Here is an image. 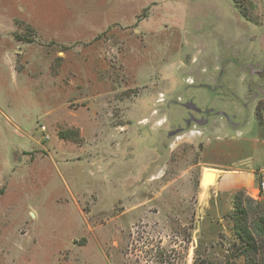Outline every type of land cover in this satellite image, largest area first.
<instances>
[{
    "label": "rangeland",
    "instance_id": "1",
    "mask_svg": "<svg viewBox=\"0 0 264 264\" xmlns=\"http://www.w3.org/2000/svg\"><path fill=\"white\" fill-rule=\"evenodd\" d=\"M263 181L264 0H0V264H225Z\"/></svg>",
    "mask_w": 264,
    "mask_h": 264
},
{
    "label": "trees",
    "instance_id": "2",
    "mask_svg": "<svg viewBox=\"0 0 264 264\" xmlns=\"http://www.w3.org/2000/svg\"><path fill=\"white\" fill-rule=\"evenodd\" d=\"M232 205L227 215L231 247L225 264H239L237 260L240 264H264V201L253 200L240 191Z\"/></svg>",
    "mask_w": 264,
    "mask_h": 264
},
{
    "label": "built area",
    "instance_id": "3",
    "mask_svg": "<svg viewBox=\"0 0 264 264\" xmlns=\"http://www.w3.org/2000/svg\"><path fill=\"white\" fill-rule=\"evenodd\" d=\"M44 129V128H42ZM261 189H264V181L261 183Z\"/></svg>",
    "mask_w": 264,
    "mask_h": 264
}]
</instances>
